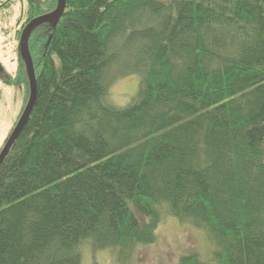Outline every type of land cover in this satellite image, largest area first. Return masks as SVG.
Here are the masks:
<instances>
[{
    "label": "trees",
    "instance_id": "1",
    "mask_svg": "<svg viewBox=\"0 0 264 264\" xmlns=\"http://www.w3.org/2000/svg\"><path fill=\"white\" fill-rule=\"evenodd\" d=\"M19 1L18 40L58 4ZM27 46L36 96L0 164V264H82L89 238L129 253L163 216L203 230L215 264H264V0H65ZM17 50L0 83L26 104ZM128 74L135 98L107 104Z\"/></svg>",
    "mask_w": 264,
    "mask_h": 264
},
{
    "label": "rangeland",
    "instance_id": "2",
    "mask_svg": "<svg viewBox=\"0 0 264 264\" xmlns=\"http://www.w3.org/2000/svg\"><path fill=\"white\" fill-rule=\"evenodd\" d=\"M25 6V1L19 0L0 6V64L11 73L16 70L19 58L17 19L23 15ZM139 87L136 74L119 76L108 87L106 103L123 107L135 98ZM23 94V87L0 83V148L24 108ZM213 251L203 230L172 216H163L153 242L138 244L129 253H121L116 244L99 246L95 238L78 246L82 264H179L182 256L190 254L207 264H215Z\"/></svg>",
    "mask_w": 264,
    "mask_h": 264
},
{
    "label": "water",
    "instance_id": "3",
    "mask_svg": "<svg viewBox=\"0 0 264 264\" xmlns=\"http://www.w3.org/2000/svg\"><path fill=\"white\" fill-rule=\"evenodd\" d=\"M65 6V0H58L57 7L54 11L37 16L32 18L22 29L19 41V48L22 54L24 64L27 71L28 81H29V96L27 102L16 122L13 129L11 130L10 134L8 135L6 141L4 142L2 148L0 149V164L5 158L7 152L10 150L11 146L13 145L14 141L18 137L22 127L24 126L25 122L27 121L31 110L34 105L35 96H36V83H35V76L32 66L31 56L27 46V37L30 31L38 24L42 22H56L60 18L63 9Z\"/></svg>",
    "mask_w": 264,
    "mask_h": 264
}]
</instances>
